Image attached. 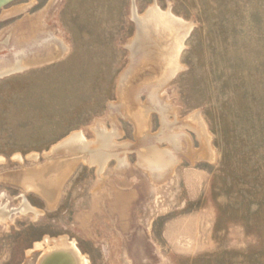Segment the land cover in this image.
Here are the masks:
<instances>
[{"label":"rangeland","instance_id":"1","mask_svg":"<svg viewBox=\"0 0 264 264\" xmlns=\"http://www.w3.org/2000/svg\"><path fill=\"white\" fill-rule=\"evenodd\" d=\"M155 4L185 25L162 83L133 17ZM75 133L88 147L54 149ZM68 162L50 203L30 174L51 184ZM3 207L0 264H40L60 238L89 264H264V0L3 4Z\"/></svg>","mask_w":264,"mask_h":264},{"label":"bare ground","instance_id":"2","mask_svg":"<svg viewBox=\"0 0 264 264\" xmlns=\"http://www.w3.org/2000/svg\"><path fill=\"white\" fill-rule=\"evenodd\" d=\"M138 14L139 13H137L136 8L133 7V17L136 19L137 21L136 24L138 25V32H137L136 38L144 40V42L141 44L142 46L137 45L136 49L138 48L140 49L141 47L142 48L149 47L147 56L145 54L146 51L144 53L146 56V60H147L146 62L148 64L150 63L149 65L151 68L154 66V64L155 66H157L159 63H161L164 74H163V77L159 80L161 83L165 82L172 75H174L176 71L180 69V66L178 63V56L182 49V44L184 40V26H185L184 22L181 19L176 18L170 11H167V12L162 11L156 4L149 7L143 16H139L140 14L139 15ZM159 57L162 58L161 62L160 61L159 62L157 61L158 63L152 62V60L159 59ZM14 68L15 69H12L11 71L19 70L20 69L19 64ZM106 134H107L106 131L102 130L100 134V139L102 140V143L108 140L105 138ZM78 147L80 149L88 147V143L86 142L82 133H75L71 135L70 137L65 139L63 142L58 144L56 147H54V149H56V151H57V148H66V150H70L73 148L77 149ZM161 159H162L161 156L158 154L157 157H155L153 160L150 161V163L152 162L154 165H162V166L168 164L163 159L161 161ZM120 161L124 162L122 160ZM93 163H98V161H95ZM72 165L73 163L68 162L62 165L61 167L54 166L53 168L54 171H56L57 168L59 170L57 171L58 176H56L54 180H52L51 184H48L47 182H45L42 177L48 171H40L35 174H30L33 177L32 178L29 177V178L35 180L34 184L31 186L34 188L36 187L39 190V192H41L45 198L47 197L49 202L51 203L55 195L56 186L58 185V183H61L60 181L62 180L63 175L66 172L70 171V169L72 168ZM23 175L21 174V176L15 178L14 180L18 182V180H20L22 177L27 178L29 176L28 174H23ZM7 179H10V178L8 177ZM24 184L28 185L26 183ZM28 210H31V207L27 204L26 201H24V203L20 206L19 211L21 213H25V212L27 213ZM11 215H12V212L8 211L6 207L0 208V220L1 221L6 222L7 220L10 219ZM51 244H52V247H51ZM44 245H46L47 247H50V249L48 250L49 253H46L43 256L40 264L42 263V261H44L46 257L50 256V254L54 253L55 251H60V250L62 252H65L66 255L64 254V257L56 256L55 258H53V261L50 264H89L87 258L83 256V254L77 248L75 243L74 242L70 243L67 240V238H60L57 240L45 239L43 242L37 243L35 245V249H38V250L43 249Z\"/></svg>","mask_w":264,"mask_h":264},{"label":"water","instance_id":"3","mask_svg":"<svg viewBox=\"0 0 264 264\" xmlns=\"http://www.w3.org/2000/svg\"><path fill=\"white\" fill-rule=\"evenodd\" d=\"M8 1H10V0H0V7ZM64 254L66 255V253L62 252L61 250L55 251L54 253L50 254V256L46 257L44 259V261H42L41 264H50L53 261V258H55L56 256H63L64 257Z\"/></svg>","mask_w":264,"mask_h":264}]
</instances>
